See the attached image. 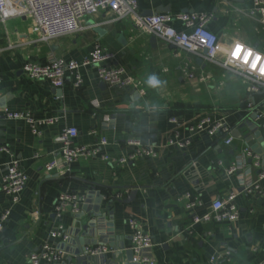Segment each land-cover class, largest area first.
I'll return each mask as SVG.
<instances>
[{"label":"crops","instance_id":"1","mask_svg":"<svg viewBox=\"0 0 264 264\" xmlns=\"http://www.w3.org/2000/svg\"><path fill=\"white\" fill-rule=\"evenodd\" d=\"M137 3L142 14L210 15L208 26L218 35L223 53L237 43L264 53V25L241 11L251 0ZM84 23L81 33L47 43L37 40L29 18L0 24V101L6 99V107L0 109V146L7 148L0 151V216L6 209L11 211L0 232V264H28L30 253L47 243L58 248L62 241L51 233L62 230L73 237L78 226L89 220L100 194L104 196L102 209L110 206L113 213H107L96 239L113 221L119 240L132 247L130 221H135L136 227L153 239L146 255L155 264H212L216 255L222 256L216 264H264V178H259L255 160L244 153L251 133L244 122L253 114L248 109V83L221 65L204 60L198 63L194 54L136 28L132 17L118 20L102 10ZM173 25L186 29L181 21L174 20ZM97 44L114 55L103 66L124 68L125 76L141 83L143 93L132 86L107 85L94 66L80 68L82 84L78 87L72 76L63 87H55L48 80L31 79L23 71L28 60L83 61ZM153 73L166 81V86L151 88L147 77ZM254 100L261 104L264 92L254 94ZM9 111L30 113L37 133L28 121L8 118L5 113ZM171 117L178 121L171 122ZM205 117L210 125H231L234 141L227 144L224 137L212 136L208 130L192 134L189 128ZM255 121L264 135V118ZM72 126L79 130L75 144H95L101 137L107 143L95 156L47 170L49 163L61 160V143L56 138ZM189 137L191 144L184 148L168 142ZM131 139L155 146L157 155L113 163L112 159L133 152ZM256 142L253 138L251 143ZM262 149V154L253 152L260 157L261 169ZM12 160L18 161L29 177L17 203L2 190V176ZM238 160V170L228 173ZM64 193L82 197L77 212L67 207L58 213V198ZM186 193L202 201L199 213L209 210L214 199L235 193L239 218L193 224ZM98 246L107 247L108 258H114L113 248ZM75 247L72 244L71 250ZM62 253L59 264H77L74 255L68 263L69 253ZM116 261L124 264L125 255Z\"/></svg>","mask_w":264,"mask_h":264},{"label":"built area","instance_id":"2","mask_svg":"<svg viewBox=\"0 0 264 264\" xmlns=\"http://www.w3.org/2000/svg\"><path fill=\"white\" fill-rule=\"evenodd\" d=\"M109 11L115 19L121 20L132 17L134 26L144 30L167 43H171L187 52L202 58L204 61L216 63L224 67L229 73L243 79L248 83L250 98L248 109L257 114L256 119L264 118V100L257 104L254 94L264 92V53L248 45L235 44L229 52H222L220 39L213 32L208 23L210 15L194 13H180L171 17L163 13L144 15L139 11L137 0H0V24L6 25L13 19L29 18L33 22L38 34V41L50 42L63 36L81 33L86 25L85 19L100 11ZM248 17L264 25V0H251L249 7L241 9ZM174 20L181 21L186 29L181 30L173 25ZM237 46H242L237 57L234 53ZM204 51H206L204 53ZM222 53L223 56L220 54ZM114 55L105 51L99 44L94 46L90 55L83 61L65 60L63 58H51L45 63L28 60L23 65L26 75L35 80H48L55 87H63L67 78L74 77L73 85L78 87L82 84V76L79 72L82 66H94L101 81L109 86H132L140 89L141 83L130 76H125V69L122 67L109 68L103 66V62ZM190 76H192L190 74ZM8 118L22 119L28 121L34 132L37 133L33 117L24 111H9L5 113ZM171 122H177L176 117L170 118ZM208 130L209 134L215 137H224L225 143L231 144L234 141L232 135L233 127L223 122L210 125L209 117L202 118L189 131L198 133ZM79 135L77 127H67L61 131L56 140L61 143V160L52 161L47 165L51 171L59 167L60 163L69 164L82 158H89L98 154L101 146L107 143V139L95 144H75ZM191 138L186 140L170 139V144H177L179 147H187L191 144ZM129 143L134 145L133 152L119 159H112L113 163L125 164L138 156H156L157 149L153 145H143L140 141L131 139ZM6 147L0 146V151H6ZM244 153L255 160V166L260 169L259 178H264V168L261 169L260 157L253 154L249 147L244 148ZM105 159H109L107 155ZM240 161L232 163L228 173L232 174L238 170ZM29 181L28 175L20 168L18 161L12 160L6 172L2 176V190L10 198L12 203H17L21 193ZM187 209L192 213V223L203 222H232L239 218V207L235 203L236 194L232 193L227 198H216L212 201L210 209L199 213L202 201L190 193H186ZM82 197L76 194H60L57 203L58 213H63L67 207L74 212L79 210ZM11 214L6 209L0 216V232L4 229ZM133 228L132 248L136 255L134 260L139 264H155L152 258L142 256V250L153 246L152 237L136 227L135 221H130ZM51 236L66 241L69 235L62 230L53 231ZM107 247L98 246L90 250L92 254L106 253ZM63 251L47 243L38 252H31L28 264L59 263L63 259ZM221 255L212 257V264H216Z\"/></svg>","mask_w":264,"mask_h":264},{"label":"water","instance_id":"3","mask_svg":"<svg viewBox=\"0 0 264 264\" xmlns=\"http://www.w3.org/2000/svg\"><path fill=\"white\" fill-rule=\"evenodd\" d=\"M153 14L151 11H147L144 15ZM97 31H100L97 28ZM206 51H204L205 53ZM198 63H202L203 59L198 57ZM6 99H2L0 101V109L6 107L5 103ZM257 118V114L253 113L251 118L245 120L244 124L249 127L251 133L247 136V143H249V148L252 152L257 154H262L264 148V135L260 128V125L255 121ZM253 138H256V143H251ZM259 145V146H258ZM135 190L132 191L129 200H131V196L134 194ZM100 202H97L94 207L91 208V216L86 223L81 224L74 231V236L72 234L69 235V238L66 241H62L60 245H58V249L69 253L67 256V262L72 263L73 255L76 257L77 264H120L116 261L121 255H125L126 262L124 264H139L134 260L135 251L132 247L127 248L125 246L124 241H120V235L115 233L114 222H109L110 227L106 230V232L101 233L96 239V232L98 228H102L104 221L107 219V213L110 212V216L113 211L108 207V210L102 209L101 204L104 199V196L100 194ZM89 200V199H87ZM132 239V237H131ZM76 244L74 250H71V245ZM106 244L109 245L115 251L114 258H108L106 253L100 254H92L90 250L98 245ZM149 249H144L141 252L142 256H147L146 251ZM49 264V263H47ZM59 264V263H56Z\"/></svg>","mask_w":264,"mask_h":264},{"label":"clouds","instance_id":"4","mask_svg":"<svg viewBox=\"0 0 264 264\" xmlns=\"http://www.w3.org/2000/svg\"><path fill=\"white\" fill-rule=\"evenodd\" d=\"M147 83L151 88L157 89L166 86L167 82L162 80L157 74L153 73L147 77Z\"/></svg>","mask_w":264,"mask_h":264},{"label":"snow or ice","instance_id":"5","mask_svg":"<svg viewBox=\"0 0 264 264\" xmlns=\"http://www.w3.org/2000/svg\"><path fill=\"white\" fill-rule=\"evenodd\" d=\"M242 46H237V51L234 53V55H236L237 57L239 56V51L241 49Z\"/></svg>","mask_w":264,"mask_h":264}]
</instances>
